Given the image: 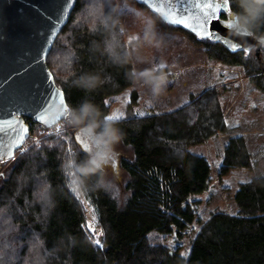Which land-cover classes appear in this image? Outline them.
Here are the masks:
<instances>
[{"label": "trees", "instance_id": "16d2710c", "mask_svg": "<svg viewBox=\"0 0 264 264\" xmlns=\"http://www.w3.org/2000/svg\"><path fill=\"white\" fill-rule=\"evenodd\" d=\"M85 2L76 0L46 60L55 83L64 92L67 105L73 106L86 94L80 90H70L59 81L53 72L51 57L60 38L77 27L73 22ZM134 4L146 9L162 27L183 32L191 42L204 48L208 58L224 66L239 67L248 82L264 92V71L254 46L228 50L220 41L198 38L187 30L165 23L136 0ZM234 9L235 4L228 0V9L221 16L232 14L235 17ZM76 40L82 44L88 42L79 35ZM260 54L264 64V46L260 47ZM86 66L92 67L91 64ZM109 71L114 72L118 87L106 85L89 97L106 115L109 107L105 98L130 87L123 70L118 73L114 69ZM137 103L138 93L132 89L128 109L131 110ZM115 121L124 133L120 143L130 150V156L119 158V167L125 172L126 179L121 188L96 189L84 195L102 227L103 246L93 244L94 251L73 248V264H264V174L238 182L233 194L234 211L217 209L211 212L200 222L198 231L190 240L188 252L180 253L178 247L151 243L148 237V233L155 230L163 234L174 233L182 239L189 224L196 220V208L201 198L191 196L209 189L211 165L205 156L191 152L189 147L232 129L225 120L223 103L216 87L204 88L172 110L145 115L129 113ZM27 122L30 125L29 137L41 133L39 123L29 118ZM44 138L53 139L52 136ZM62 144L67 145L69 152L75 148L79 157L88 151L78 143L75 133L51 148L41 145L47 152V165L53 170L54 183L63 186V181L57 179L56 171L61 163L57 153L64 151ZM31 148H36V145H30ZM14 157H18V151ZM24 163L23 159L13 158L0 161V172L5 173V177L0 178V203H3L5 195L12 194L14 178ZM253 163L244 136L232 134L223 148L218 175L222 178L231 169L251 168ZM120 189L127 193L121 194ZM65 191L68 195L60 201L46 233L49 247L65 229L78 237H88L82 228L86 219L85 206L68 187H65ZM24 202L21 200L20 204ZM35 229L39 232L41 226L36 224ZM23 230L25 234L31 231L27 224Z\"/></svg>", "mask_w": 264, "mask_h": 264}, {"label": "clouds", "instance_id": "9594fccd", "mask_svg": "<svg viewBox=\"0 0 264 264\" xmlns=\"http://www.w3.org/2000/svg\"><path fill=\"white\" fill-rule=\"evenodd\" d=\"M232 2L235 4L234 32L252 37L256 41L254 47L264 46V0ZM129 19L130 24L126 23ZM73 23L77 27L60 38L51 66L63 85L86 95L78 104L64 106L66 110L51 112L52 122L39 135L25 140L18 149V157H13L25 163L14 178L12 194L5 195L0 203V264H73V248L95 250L91 237L81 238L66 229L54 238L51 247L46 235L60 201L68 195L65 187L77 199L96 189L114 187L106 166L115 159V147L124 133L89 97L106 85L118 87L114 72L109 69L116 73L124 71L130 85L125 92L136 89L146 97L149 93L156 97L164 92L167 84L166 62L161 60L157 65L143 55L145 47L163 46L157 20L135 7L134 0H86ZM77 35L86 39L87 44L79 43ZM146 62L150 67L137 69L136 64ZM87 64L92 67L88 68ZM72 133L86 140L90 148L79 157L75 148L69 152L66 144L61 145L64 151L57 153L61 163L56 171L62 186L54 183L53 170L47 165V152L41 145L51 148ZM32 144L36 148L30 150ZM3 177L5 173L0 172V178ZM21 200L25 202L20 204ZM25 224L31 229L27 234L23 230ZM36 224L41 226L39 232Z\"/></svg>", "mask_w": 264, "mask_h": 264}, {"label": "rangeland", "instance_id": "374dc122", "mask_svg": "<svg viewBox=\"0 0 264 264\" xmlns=\"http://www.w3.org/2000/svg\"><path fill=\"white\" fill-rule=\"evenodd\" d=\"M135 7L148 12L136 4ZM126 23L130 24L131 20ZM157 32L163 39V46L159 49L145 47L143 55L157 65L161 60L166 62L164 71L168 73V80L164 92L156 97L151 96L150 93L146 97L142 92L140 104L137 103L138 105L133 106L131 110L128 109L131 90L106 97L105 102L109 107L107 115L119 114L120 119L129 113L145 115L169 111L181 103L177 102L178 104L175 105L172 99L181 95L184 86L192 87L195 94L200 93L204 88L216 87L223 103L225 120L232 127L230 132H219L207 142L189 147L191 152L203 155L210 161L212 175L209 189L191 196V198H201V203L196 208V220L189 224L184 237L179 239L174 233L163 234L155 230L148 233L151 243H162L171 248L178 247L180 253H186L190 248V240L200 227V222L204 221L211 212L217 209L234 211L233 194L238 182L264 174V92L248 82L239 67L224 66L217 60L208 58L204 48L191 42L183 32L162 27L158 21ZM136 66L143 70L150 67V63H138ZM172 70L175 72L172 73ZM38 127L42 132L44 125L39 124ZM232 134L244 136L254 163L251 168L231 169L228 174L220 178L219 156H223V148ZM115 151L117 155L106 166V172L108 178L114 182L115 188H121L126 178L125 172L119 167V158L123 155L130 156V150L118 143ZM120 190L121 194L127 193L126 190ZM79 198L86 209L83 226L90 237L96 239L102 233V227L85 196L80 195Z\"/></svg>", "mask_w": 264, "mask_h": 264}, {"label": "water", "instance_id": "95a60500", "mask_svg": "<svg viewBox=\"0 0 264 264\" xmlns=\"http://www.w3.org/2000/svg\"><path fill=\"white\" fill-rule=\"evenodd\" d=\"M136 1L165 23L187 30L198 38L220 41L228 50L256 45L252 37L234 32V15L221 16L228 9V2L226 6L217 7L215 12L204 7L206 4L221 5L223 0H171V4H163V13L156 12L144 0ZM75 2L0 0V161L13 158L29 137L28 118L46 126L52 122L51 112L66 110L64 92L55 83L46 60ZM162 2L157 0V6ZM169 8L176 12V19L183 18L186 22L174 24L165 20ZM260 47L255 46V53L264 71Z\"/></svg>", "mask_w": 264, "mask_h": 264}, {"label": "snow or ice", "instance_id": "6c2138e0", "mask_svg": "<svg viewBox=\"0 0 264 264\" xmlns=\"http://www.w3.org/2000/svg\"><path fill=\"white\" fill-rule=\"evenodd\" d=\"M227 2H228V0H223V3L221 5H216L214 7L212 4H206V5H204V7L210 8V9H212L213 12H215L217 7L226 6ZM144 3L150 4V6L156 12L163 13L164 12L163 4L164 3L171 4V0H163V2L160 4V6H157V0H144ZM176 15H177L176 12L173 11L171 8H169L168 12L164 15V19L171 22V23H174V24H184L186 22L185 19H183V18L176 19ZM205 35H208V33H205ZM233 47H236V45H233ZM108 119L117 120V119H119V114L114 115V116H109ZM17 143H19V140L17 141ZM96 243L99 244L100 241L97 240Z\"/></svg>", "mask_w": 264, "mask_h": 264}, {"label": "crops", "instance_id": "0c3cea01", "mask_svg": "<svg viewBox=\"0 0 264 264\" xmlns=\"http://www.w3.org/2000/svg\"><path fill=\"white\" fill-rule=\"evenodd\" d=\"M136 67H137V66H136ZM137 69H138V70H141V69L139 68V66L137 67ZM174 72H175V71L172 70V73H174ZM135 90H136V89H135ZM136 91H137V90H136ZM137 93H138V104H140V102H141V94H142V92H141V91H137ZM180 94H181L180 96H177V97H175V98L172 99V101L175 102V105L178 104L177 102H181L178 106H180V105L186 103V102L189 100V98H190L192 95L195 94V92L192 91V87H189V85H188V86H184L183 89H181V93H180ZM138 104H137V105H138ZM178 106H177V107H178ZM174 108H176V107H174ZM174 108H173V109H174ZM222 153H223V152H222ZM221 160H222V157L219 156V164H220ZM209 163H210V161H209ZM210 165H211V164H210ZM211 175H212V167H211Z\"/></svg>", "mask_w": 264, "mask_h": 264}, {"label": "built area", "instance_id": "2783aa9c", "mask_svg": "<svg viewBox=\"0 0 264 264\" xmlns=\"http://www.w3.org/2000/svg\"><path fill=\"white\" fill-rule=\"evenodd\" d=\"M82 228H83L84 232L86 233V235H87L88 237H90V235L88 234V232L85 230V228H84V226H83V223H82ZM103 239H104V236H103V232H102V233L99 234L98 238H96V239H93V238H92V241H93V244H94L95 246H97V247H102V246H103ZM97 240L100 241L99 244L96 243Z\"/></svg>", "mask_w": 264, "mask_h": 264}, {"label": "flooded vegetation", "instance_id": "af4514ba", "mask_svg": "<svg viewBox=\"0 0 264 264\" xmlns=\"http://www.w3.org/2000/svg\"><path fill=\"white\" fill-rule=\"evenodd\" d=\"M78 137H79V136H78ZM78 143L81 144L82 146H84V147L87 149V151L89 150L90 145H89V143H88L86 140L81 139V138L79 137V138H78ZM115 164H116V163H115Z\"/></svg>", "mask_w": 264, "mask_h": 264}]
</instances>
